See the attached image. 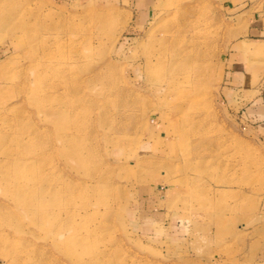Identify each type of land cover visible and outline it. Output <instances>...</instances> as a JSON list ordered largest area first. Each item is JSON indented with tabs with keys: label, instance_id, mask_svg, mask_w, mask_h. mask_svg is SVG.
Instances as JSON below:
<instances>
[{
	"label": "rangeland",
	"instance_id": "374dc122",
	"mask_svg": "<svg viewBox=\"0 0 264 264\" xmlns=\"http://www.w3.org/2000/svg\"><path fill=\"white\" fill-rule=\"evenodd\" d=\"M230 5L0 0V136L4 105L15 106L36 132L24 135L33 141L34 150L24 152L35 165L32 175L40 174L37 157L44 155L57 167L58 188L69 187L60 205H88L86 216L72 219L89 226L80 235L86 258L99 264H262L264 131L228 112L221 82L231 45L264 13V0H250L248 15H236ZM173 50L181 54L172 56ZM182 59V68L174 65ZM39 61L54 64L68 82L40 74ZM75 63L86 70H70ZM91 71L104 72L115 86L111 95L105 91L108 101L88 91L80 101L69 92L62 101L71 119L38 116L29 89L41 78L63 90L86 86ZM59 123L71 127L79 151L66 150ZM2 147L0 163L7 156ZM13 199L0 191V203L10 210ZM2 215L0 264H55L49 248L53 257L59 252L30 218L7 227Z\"/></svg>",
	"mask_w": 264,
	"mask_h": 264
},
{
	"label": "bare ground",
	"instance_id": "6f19581e",
	"mask_svg": "<svg viewBox=\"0 0 264 264\" xmlns=\"http://www.w3.org/2000/svg\"><path fill=\"white\" fill-rule=\"evenodd\" d=\"M90 47L91 44L86 47V50L88 51ZM178 54L181 53H175L174 50L171 53L172 56ZM32 58V60H35L33 55ZM37 60L39 59L37 58ZM48 62L51 63L50 61ZM39 63L41 62L39 61ZM186 63L187 62H184V59H182V61L176 60L174 65L177 64V67L182 68ZM77 64L78 63H75L74 65L69 66V69L74 71V69L79 67L81 70H86V64ZM38 66L41 68V70L39 69L40 74L45 75L51 73L55 76L58 75V77L61 78V82H68L63 76L58 74L60 72L59 68L54 64L51 63L45 66V64L41 63ZM35 77L36 76H34V78ZM41 79L36 83L34 88L29 89V92L30 95L32 94V96H34L33 105L38 116L42 118V120L48 117H51L53 120L61 117L64 122L71 119L73 111H69V106H65L64 110V103L62 101L69 92L79 94L80 101L86 96L87 91L89 92L88 94L95 92L101 95L104 100L106 98L108 101L109 99L106 95L109 93L111 95V93L116 90L112 83H107V76L102 71H91L86 79V86L72 84L68 85V88L63 90L58 88L60 84L55 85ZM54 89L56 90L55 92L52 91ZM105 91H108L109 93L106 94ZM4 108L5 112H3V115L1 116L4 130L2 131L3 134L0 136V144L2 143V151L7 156L6 161L0 163V168H3L1 170L3 171L2 176H0V191L3 193L7 192L14 198L12 201L15 210H10L6 204L0 203V212L3 213L2 222L6 224V226L8 224V226L12 227L14 223L20 225L23 222L20 218H30L27 223L31 224L32 227L34 225V230H37V226L40 229L39 235L45 236V239L50 238L54 243L53 246H55V249L59 252L60 256L57 258L53 257L55 252L49 248V257L52 258L55 264H66L65 262H76L77 264H99L100 259L97 257L86 258L87 251L83 245L85 241L83 237H80V235L82 236L84 233L88 232L89 226L86 223L76 225L72 220L78 215L79 217H83V215L86 216L88 211L87 203L83 202L80 205L76 204L78 205L77 207L72 205L71 207L73 208H70L69 205H60L59 200L68 196L66 193L69 190V187L65 186L63 188H58L56 185L58 184V180L53 177L57 167H51L49 164H46V157H44V155H39L37 157L39 161L36 162L38 163L36 169L40 171V174L37 176L32 175L31 171L35 169V165H29L26 156H24V152L25 150H34V146L33 141L24 139V135H30V133L34 134L36 132L32 130V127V129L30 128L28 121H25L26 118L15 108V106L4 105ZM52 124L56 127L54 121ZM57 126L60 131V139L66 144V150L70 151L69 153L79 151L78 147L73 144L69 137L72 136L73 130L71 127L66 123H59ZM57 140L60 142L58 138ZM22 150L23 152H21ZM65 156H68V152ZM34 160L36 159H33L31 164ZM19 171H23L24 175ZM35 206L39 207V209H37L39 213H35L36 215L32 212ZM37 220L40 222H37ZM12 229H14L17 234L22 232L16 230V228ZM21 235L22 234H20L19 237ZM33 235L35 234L33 233Z\"/></svg>",
	"mask_w": 264,
	"mask_h": 264
},
{
	"label": "crops",
	"instance_id": "0c3cea01",
	"mask_svg": "<svg viewBox=\"0 0 264 264\" xmlns=\"http://www.w3.org/2000/svg\"><path fill=\"white\" fill-rule=\"evenodd\" d=\"M142 1L145 0H137L138 3ZM249 1L230 0V8L236 11V15H248L251 12ZM262 16L264 13L257 14V17L250 21L251 24L242 39L234 41L231 45L227 59L230 66H227L222 74L221 82V97L228 112L239 118L244 125L257 131H264V68H262L264 64L254 61L264 59V18ZM236 46L239 48L236 49ZM235 60H240L241 65L235 67ZM262 264H264V252Z\"/></svg>",
	"mask_w": 264,
	"mask_h": 264
}]
</instances>
